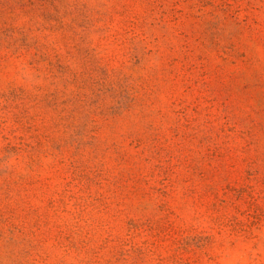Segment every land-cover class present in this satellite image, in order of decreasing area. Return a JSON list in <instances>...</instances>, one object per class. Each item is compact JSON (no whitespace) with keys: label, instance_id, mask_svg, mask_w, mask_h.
<instances>
[{"label":"rangeland","instance_id":"obj_1","mask_svg":"<svg viewBox=\"0 0 264 264\" xmlns=\"http://www.w3.org/2000/svg\"><path fill=\"white\" fill-rule=\"evenodd\" d=\"M0 264H264V0H0Z\"/></svg>","mask_w":264,"mask_h":264}]
</instances>
